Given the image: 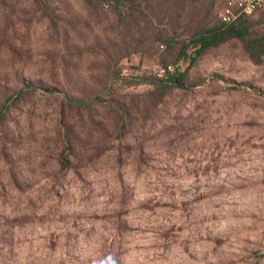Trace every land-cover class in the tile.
<instances>
[{"label": "rangeland", "instance_id": "374dc122", "mask_svg": "<svg viewBox=\"0 0 264 264\" xmlns=\"http://www.w3.org/2000/svg\"><path fill=\"white\" fill-rule=\"evenodd\" d=\"M133 1L0 0V264H264V58Z\"/></svg>", "mask_w": 264, "mask_h": 264}, {"label": "trees", "instance_id": "16d2710c", "mask_svg": "<svg viewBox=\"0 0 264 264\" xmlns=\"http://www.w3.org/2000/svg\"><path fill=\"white\" fill-rule=\"evenodd\" d=\"M92 2V0H86ZM116 3L122 1H129L130 8H135L133 0H114ZM246 17L240 18L234 24L230 26H224L219 23L213 28H209L202 32L197 33L192 39L180 50L179 57L182 59H190L191 62H195L206 50L210 48H216L232 38L240 39L246 45L251 58L259 62L264 58V38L262 40H247L248 25L245 21ZM166 67V66H165ZM164 67V68H165ZM168 75L166 80V86L168 87H184L185 79L184 75H174L171 72H165ZM137 79H143L138 77ZM264 97V93L260 94Z\"/></svg>", "mask_w": 264, "mask_h": 264}, {"label": "built area", "instance_id": "2783aa9c", "mask_svg": "<svg viewBox=\"0 0 264 264\" xmlns=\"http://www.w3.org/2000/svg\"><path fill=\"white\" fill-rule=\"evenodd\" d=\"M264 14V0H227L219 14L220 23L230 26L242 17ZM162 72H174V67L168 65Z\"/></svg>", "mask_w": 264, "mask_h": 264}]
</instances>
